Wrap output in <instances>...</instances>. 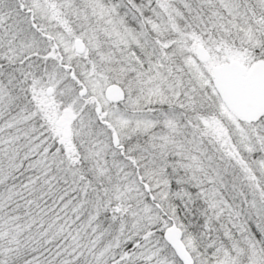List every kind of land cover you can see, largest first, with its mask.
<instances>
[{"label":"snow or ice","instance_id":"obj_1","mask_svg":"<svg viewBox=\"0 0 264 264\" xmlns=\"http://www.w3.org/2000/svg\"><path fill=\"white\" fill-rule=\"evenodd\" d=\"M0 264H264V0H0Z\"/></svg>","mask_w":264,"mask_h":264}]
</instances>
